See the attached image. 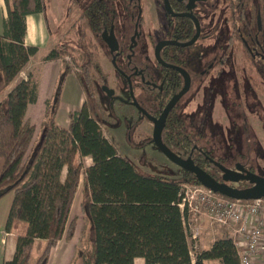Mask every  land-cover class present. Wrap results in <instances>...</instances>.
Wrapping results in <instances>:
<instances>
[{
    "label": "trees",
    "instance_id": "obj_1",
    "mask_svg": "<svg viewBox=\"0 0 264 264\" xmlns=\"http://www.w3.org/2000/svg\"><path fill=\"white\" fill-rule=\"evenodd\" d=\"M50 2L4 0L0 198L14 193L4 225L14 235V252L3 264H28L38 239L44 243L34 264H47L57 242L72 237L75 219L69 220V214L80 184L81 212L89 217L93 234L92 259L84 258L83 264H134L135 258L143 259L144 264H239L228 237L191 255L177 204L181 184L202 185L196 177L183 180L142 174L106 138L96 99V84L106 73L91 36L97 19L87 6L75 16L70 6L66 8L64 21L55 30L57 41L43 59H72L84 102L78 110L68 112L67 126L59 127L55 123L58 86L53 100L45 101L37 134L35 124L25 119L27 107L37 101L39 86L36 74L26 70L38 51L37 46L24 43L26 17L47 14ZM93 7L99 9L100 17L102 6ZM47 27L51 31L49 24ZM62 62L66 72L73 70ZM86 158L91 160L89 165Z\"/></svg>",
    "mask_w": 264,
    "mask_h": 264
},
{
    "label": "flooded vegetation",
    "instance_id": "obj_2",
    "mask_svg": "<svg viewBox=\"0 0 264 264\" xmlns=\"http://www.w3.org/2000/svg\"><path fill=\"white\" fill-rule=\"evenodd\" d=\"M93 5L102 6L100 17ZM86 6L97 19L91 36L106 73L96 84L97 102L104 94L111 100L104 107L107 112L115 115L117 106L118 112L134 118L130 134L140 133L137 123H150L152 131L144 136L153 143L154 121L189 84L163 120L162 144L218 182L236 188L251 185L253 176H258L255 124L264 134V0H89L82 9ZM211 38L213 50L204 54L202 45L208 46ZM195 45L199 48L190 66L187 49ZM101 58L110 72L104 70ZM211 78L225 79L216 101L223 110L220 122L237 123L240 130L241 150L233 149L229 157L214 152L215 142L192 124L198 118H190L184 104V98ZM103 86L113 94L108 96ZM260 155L263 160L264 151ZM173 164L181 179L195 177Z\"/></svg>",
    "mask_w": 264,
    "mask_h": 264
},
{
    "label": "rangeland",
    "instance_id": "obj_3",
    "mask_svg": "<svg viewBox=\"0 0 264 264\" xmlns=\"http://www.w3.org/2000/svg\"><path fill=\"white\" fill-rule=\"evenodd\" d=\"M72 1H74V4ZM87 1L89 0H56L55 21L50 20L49 22L51 29L57 31L58 25L61 24V21H64V13L67 7L70 6V10L75 16L79 12V9H82ZM72 37L73 36L71 35V40L73 39ZM213 45H215V42L214 39L211 38L208 46L202 45L204 50L203 53L206 54L211 52L213 50ZM198 48L199 47L195 45L187 49L191 60L189 64L190 66L193 65L191 56L197 52ZM48 52L49 50L46 45H38V51L33 56V60H43ZM62 60L73 70L66 72V66L60 64V69L54 68L50 71L48 67H43L44 60L41 64L38 63L29 70L36 74L35 77L38 80V85H41V99L47 97L45 101H52L55 89L60 86L59 103L56 108L55 123L59 127H66L68 124V112L78 110L81 107L82 104L80 99L84 95V91L77 78V68L75 67L72 59L69 56H66ZM100 60L104 70L110 72V67L106 61L102 58ZM224 80V78H219V81L214 78L205 80L201 85L200 90L196 91L198 93L194 92L184 98V104H188L187 109L190 118H198L196 120L197 122L192 124L195 127L200 128V130L206 134L207 140L215 142L217 147L214 148V152H219L223 157H229L232 154L231 151H233V149L238 152L241 150V138L237 123H222L219 119L223 117V110L216 101L221 96V94H219L222 93L220 87L224 85ZM215 81H217V83H215ZM109 85L110 87L113 86L111 76L109 78ZM120 95H123V93H120ZM45 101L44 103L41 102V104L45 105ZM99 101L100 103L97 102L98 104H96L99 115L102 119V129L106 138L115 147L116 153L119 156L133 164L135 169L142 174L163 175L170 178L178 176V168L171 163L153 143L145 139L146 137L144 135L149 136L152 131V125L150 123H147L146 121L143 123H137V129L140 133L135 131L130 134L131 130L136 126L135 119L130 116H124V114L120 113L121 111L118 112L117 106L113 107L115 115L107 112L105 109L106 104H111V100H109L104 94L100 93ZM239 110L244 113L247 112L245 107H239ZM33 124L36 126L37 134L40 123ZM255 131L258 137L257 139L261 145L260 146L258 143L253 144L254 151L258 153L256 170L258 177L264 178V159L262 160L260 157V152L264 151V134L260 133L259 127L256 126V124ZM1 163L2 160L0 158V167ZM86 163L89 165L91 160L86 158ZM81 188L82 185L80 184L75 194L69 216V220L75 219V227L72 237L69 240L63 238V240L59 242L58 246L51 249L47 264H83L84 258L92 259L93 234L89 217L81 212ZM13 196V192H8L0 198V246H3L5 251L9 250L12 238H14L13 233L8 236L5 234V230H3ZM204 226H206L204 228L207 230L203 232L200 231V242L203 241L208 244L212 239L217 240L225 237L227 234L226 229L223 227L216 225L210 226L208 224ZM21 231L23 232V226L20 227V232ZM43 243V240H36L28 264H34L43 247ZM3 256L4 255L0 248V264H3ZM135 264H138V262Z\"/></svg>",
    "mask_w": 264,
    "mask_h": 264
},
{
    "label": "built area",
    "instance_id": "obj_4",
    "mask_svg": "<svg viewBox=\"0 0 264 264\" xmlns=\"http://www.w3.org/2000/svg\"><path fill=\"white\" fill-rule=\"evenodd\" d=\"M177 206L191 254L198 248L200 221L226 229L239 264H252L264 254V198L232 199L200 184L180 185Z\"/></svg>",
    "mask_w": 264,
    "mask_h": 264
},
{
    "label": "crops",
    "instance_id": "obj_5",
    "mask_svg": "<svg viewBox=\"0 0 264 264\" xmlns=\"http://www.w3.org/2000/svg\"><path fill=\"white\" fill-rule=\"evenodd\" d=\"M55 14H56V0H51L50 2V9L48 10L47 14L45 13H37V14H32V15H28L26 17V35H25V39H24V43L26 45H33V46H37L42 44V45H46L48 50H51L56 41H57V33L55 32V30L51 29V31L48 29L47 24H49L50 20L55 21ZM47 15V16H46ZM6 16V7H5V3L4 0H0V34L3 32V20ZM59 24V22H58ZM59 26V25H58ZM43 60L41 61H34L33 60V56L30 58V61L28 63L27 66V71H30L29 69L33 66H36L38 63L41 64ZM43 67H48L50 71H52L54 68L60 69L61 65L63 64L61 59H56V60H51V61H43ZM33 72V71H30ZM23 75V74H22ZM41 85L38 86V97H37V101L36 103L29 105L27 107L26 110V114H25V119L28 120L30 123H40L43 117V113H44V105L41 104L44 103V101L46 100V98L41 99L40 95H41ZM81 104L84 102V95L81 97L80 99ZM71 212V211H70ZM70 216V214H69ZM210 225L207 221L205 220H201L200 221V230H199V237H198V248L197 250H195L193 252V254H191L192 256L204 249H208L210 247V245L216 240V239H212L208 244L205 242H200V233L207 230L205 229L204 225ZM202 225H203V229H202ZM213 226V225H210ZM4 230V228H3ZM201 231V232H200ZM6 235H11V232H6ZM226 237V235H225ZM63 240L60 239L56 246L59 245V242H61ZM36 240L34 241L35 244ZM55 246V247H56ZM2 253H3V262L6 260H9L14 252V238H12V243L10 245V248L8 251H5V249L3 248V246L1 247ZM138 262V264H144L143 263V259L141 258H135L134 259V264ZM210 264H218L217 261H211ZM252 264H264V254L259 255L257 258L254 259Z\"/></svg>",
    "mask_w": 264,
    "mask_h": 264
},
{
    "label": "water",
    "instance_id": "obj_6",
    "mask_svg": "<svg viewBox=\"0 0 264 264\" xmlns=\"http://www.w3.org/2000/svg\"><path fill=\"white\" fill-rule=\"evenodd\" d=\"M167 9V4H166ZM189 84H186L184 89L176 95L164 108L161 115L157 120L154 121V128L152 133V141L157 146V148L173 163L178 165L184 170L191 172L201 183L206 186L213 192L222 194L226 197L232 199H241V200H251L264 198V178L253 176L252 184L244 188H236L225 183L216 181L212 176H210L204 170L195 166L190 160H182L172 152H170L164 144H162L160 139L161 129L163 127V120L169 110L173 107L176 101L180 98L183 93H186L188 90ZM102 90L108 95L113 94V90L107 88L106 86L102 87Z\"/></svg>",
    "mask_w": 264,
    "mask_h": 264
}]
</instances>
